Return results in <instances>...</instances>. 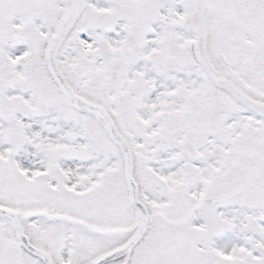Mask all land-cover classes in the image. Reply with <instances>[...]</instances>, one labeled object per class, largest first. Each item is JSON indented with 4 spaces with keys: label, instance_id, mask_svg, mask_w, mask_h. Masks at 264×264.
<instances>
[{
    "label": "snow or ice",
    "instance_id": "1",
    "mask_svg": "<svg viewBox=\"0 0 264 264\" xmlns=\"http://www.w3.org/2000/svg\"><path fill=\"white\" fill-rule=\"evenodd\" d=\"M0 264H264V0H0Z\"/></svg>",
    "mask_w": 264,
    "mask_h": 264
}]
</instances>
